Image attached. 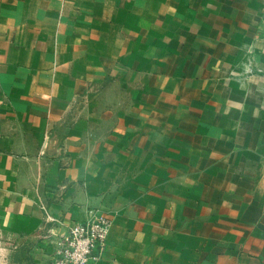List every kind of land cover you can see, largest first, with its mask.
<instances>
[{"label":"crops","instance_id":"crops-1","mask_svg":"<svg viewBox=\"0 0 264 264\" xmlns=\"http://www.w3.org/2000/svg\"><path fill=\"white\" fill-rule=\"evenodd\" d=\"M264 0H0V264H264ZM46 205L57 222L46 220Z\"/></svg>","mask_w":264,"mask_h":264},{"label":"built area","instance_id":"built-area-1","mask_svg":"<svg viewBox=\"0 0 264 264\" xmlns=\"http://www.w3.org/2000/svg\"><path fill=\"white\" fill-rule=\"evenodd\" d=\"M41 206L46 213V220L57 222L47 206ZM113 224L110 215L100 210H90L87 219L70 223L64 232L52 236L48 233L43 235L52 247V256L46 264H91L99 261L106 251Z\"/></svg>","mask_w":264,"mask_h":264}]
</instances>
